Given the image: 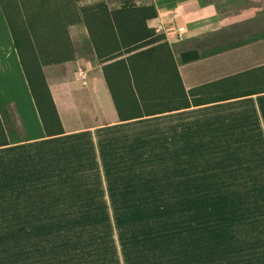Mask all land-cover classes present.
Wrapping results in <instances>:
<instances>
[{"label":"crops","instance_id":"0c3cea01","mask_svg":"<svg viewBox=\"0 0 264 264\" xmlns=\"http://www.w3.org/2000/svg\"><path fill=\"white\" fill-rule=\"evenodd\" d=\"M134 2L0 0V240L46 238L63 221L49 216L91 200L253 189L223 185L264 173V0ZM99 3V27L112 10L153 5L146 25L162 37L100 59ZM23 63L39 65L53 107L39 109Z\"/></svg>","mask_w":264,"mask_h":264},{"label":"rangeland","instance_id":"374dc122","mask_svg":"<svg viewBox=\"0 0 264 264\" xmlns=\"http://www.w3.org/2000/svg\"><path fill=\"white\" fill-rule=\"evenodd\" d=\"M128 4L135 2L128 0ZM41 104V109L47 105ZM2 137L0 128V140ZM238 178V183L223 186L253 189L183 192L179 197L145 190L143 206H104L100 199H95L91 200L94 206L64 208V212L73 213L49 216L63 221H49L43 229L46 238L0 240L1 248L6 249L1 261L3 264H264V173ZM156 202L187 205H147Z\"/></svg>","mask_w":264,"mask_h":264},{"label":"trees","instance_id":"16d2710c","mask_svg":"<svg viewBox=\"0 0 264 264\" xmlns=\"http://www.w3.org/2000/svg\"><path fill=\"white\" fill-rule=\"evenodd\" d=\"M31 2L35 3L37 8L39 7L40 0H31ZM103 7L107 10L106 6L102 3L95 6L96 12L95 15H93L95 28L94 30L89 28L91 39L100 59H112L120 55L122 51L130 52L162 37L156 34L155 30L147 28L146 25V20L148 18L156 16V10L153 5L124 6L120 9L112 10L110 13L108 12V14H110L109 21L99 27L96 20L99 16L98 12H100ZM38 33V31H33V34L38 35ZM94 34H96L97 41ZM16 40H18V38ZM98 40L103 43V46L99 47ZM196 58H198L197 52L182 54L183 61H190ZM23 65L39 109H41L42 102L53 107L50 92L39 65L29 64L28 66L25 63H23ZM175 71L176 79L180 82L177 70ZM181 92L183 96H186L183 89ZM180 95V90L177 89L175 96L179 97ZM3 143H6L5 139Z\"/></svg>","mask_w":264,"mask_h":264},{"label":"built area","instance_id":"2783aa9c","mask_svg":"<svg viewBox=\"0 0 264 264\" xmlns=\"http://www.w3.org/2000/svg\"><path fill=\"white\" fill-rule=\"evenodd\" d=\"M182 29H183V28L179 27V28H178V31L180 32Z\"/></svg>","mask_w":264,"mask_h":264}]
</instances>
